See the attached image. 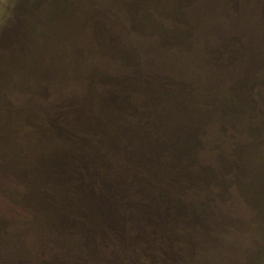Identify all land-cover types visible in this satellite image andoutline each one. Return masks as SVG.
I'll list each match as a JSON object with an SVG mask.
<instances>
[{"label":"trees","instance_id":"trees-1","mask_svg":"<svg viewBox=\"0 0 264 264\" xmlns=\"http://www.w3.org/2000/svg\"><path fill=\"white\" fill-rule=\"evenodd\" d=\"M198 1L175 0L162 15L139 0L108 4L90 20L89 46L88 38L73 39L80 61L44 68L39 89L26 91L41 107H20L25 148L29 134H38L40 161L21 180L9 170L12 209L0 216L1 241H37L39 264H187L198 247L222 249L217 240L202 242L197 215L206 231L234 227L237 218L222 217L214 199L230 201L234 184L241 192L246 142L264 138L263 119L252 125L234 116L238 101L219 109L197 83L148 68L134 43V29L147 21L168 32L169 19L188 25L179 40L186 50L193 35L187 11ZM236 36L211 48L217 65L237 66L251 48L264 54V42L235 47ZM167 96L182 108L170 121L162 111ZM3 162L0 171L8 170Z\"/></svg>","mask_w":264,"mask_h":264},{"label":"rangeland","instance_id":"rangeland-1","mask_svg":"<svg viewBox=\"0 0 264 264\" xmlns=\"http://www.w3.org/2000/svg\"><path fill=\"white\" fill-rule=\"evenodd\" d=\"M127 1L0 0V161H4L3 165L8 169L0 171V216L9 215L12 209L5 195V191H9L6 188L14 178L9 170L21 180L25 176L26 168L30 171L31 161H40V153L37 151L38 134H29L30 147L25 148L26 139L22 134L24 114L20 107L25 106L35 112L34 108L38 109L42 105L41 99L38 101L36 95L26 91L39 89L44 68L63 63H78L80 60L77 59L80 58L75 57L72 45L74 37L88 38L86 46H89L91 18L100 16L102 9L108 4L119 5ZM139 1L145 4L146 12H159L161 15L173 10L175 2ZM187 16L193 35L187 41L189 46L186 50L179 42L185 37L182 32L188 28L185 22L175 23L169 19L168 23L163 21V25L171 26L168 32L161 27L157 30L154 24L148 26L147 21L145 26L142 25L144 30L134 29V43L139 45L147 67L158 68L173 77H184L197 83L207 89L205 96L216 98L219 109L228 106L226 101H238L241 110L236 111L234 116L252 125H256L258 118L263 119L259 132L264 130V66L259 70L257 65L259 60H264V54L261 56L259 51L251 48L237 66L227 68L216 64L217 54L211 51L218 43V46L223 47L225 38L230 39L236 35L240 40L235 47L243 43L252 46L263 43L264 0H199L187 11ZM257 69V78H254L252 72ZM242 73H250L249 78ZM214 92L219 94L214 96ZM169 98L164 100L162 106L165 121H170L182 112V108L180 110L174 104L175 98ZM12 105L16 108L14 113L9 108ZM239 125L241 130L246 131L243 124ZM262 137L257 134L246 142L248 150L245 153L246 165L240 181L241 192L234 184L230 188V201L224 194L221 198L216 196L214 199L215 205L223 212L222 217L227 213L237 218L234 227H225L226 230L223 231L208 228L206 231V221H202L201 215H197L206 234L201 237L202 242L217 240L222 249L213 251L208 248L206 252L198 247V259L193 263L188 260L187 264H264ZM239 141L242 142V139ZM31 144H35L34 150ZM198 207L201 206L196 208L199 209ZM24 243L0 239V264H39L43 251H40L37 241L28 238Z\"/></svg>","mask_w":264,"mask_h":264}]
</instances>
